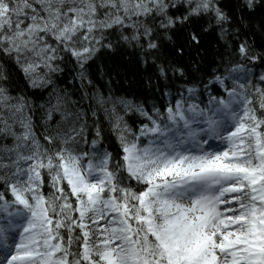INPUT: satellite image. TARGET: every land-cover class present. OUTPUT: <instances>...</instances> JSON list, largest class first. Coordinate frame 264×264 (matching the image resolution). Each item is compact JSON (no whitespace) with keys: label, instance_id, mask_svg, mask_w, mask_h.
I'll return each mask as SVG.
<instances>
[{"label":"snow or ice","instance_id":"snow-or-ice-1","mask_svg":"<svg viewBox=\"0 0 264 264\" xmlns=\"http://www.w3.org/2000/svg\"><path fill=\"white\" fill-rule=\"evenodd\" d=\"M0 264H264V0H0Z\"/></svg>","mask_w":264,"mask_h":264}]
</instances>
